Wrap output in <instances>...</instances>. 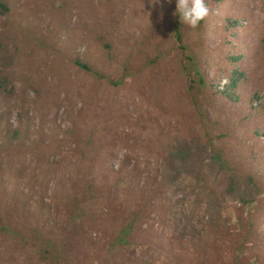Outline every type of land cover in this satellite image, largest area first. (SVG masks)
Instances as JSON below:
<instances>
[{"label": "rangeland", "instance_id": "obj_1", "mask_svg": "<svg viewBox=\"0 0 264 264\" xmlns=\"http://www.w3.org/2000/svg\"><path fill=\"white\" fill-rule=\"evenodd\" d=\"M153 2L0 0V264H264V0Z\"/></svg>", "mask_w": 264, "mask_h": 264}, {"label": "trees", "instance_id": "obj_2", "mask_svg": "<svg viewBox=\"0 0 264 264\" xmlns=\"http://www.w3.org/2000/svg\"><path fill=\"white\" fill-rule=\"evenodd\" d=\"M203 23H204V20L201 21L200 25ZM174 35L176 36L177 42L179 43V45L182 46V48L185 50L186 46L183 43L184 39H183V33H182V28L180 24H177L175 26ZM262 42L264 43V38L262 39ZM2 48L3 47L0 43V50ZM232 59H235V62H238L239 60H241V56L232 57ZM77 63L87 70L90 69L87 64L82 63L79 60L77 61ZM184 69L186 70L187 76L189 77L192 85L195 84L203 88L206 87L208 82L204 74H202L201 66L199 64H196L194 57L187 53H185ZM242 76H245V73L241 71L239 66L236 67V69L233 70L231 74L229 75L228 80L226 84L224 85V87L221 90L219 89L218 91L230 100H237L238 97L234 94V89L238 86ZM9 84H10V79L7 76H5V79L0 78V92L2 91V89H5V91L10 92L11 90L8 89ZM263 227H264V223H263Z\"/></svg>", "mask_w": 264, "mask_h": 264}, {"label": "clouds", "instance_id": "obj_3", "mask_svg": "<svg viewBox=\"0 0 264 264\" xmlns=\"http://www.w3.org/2000/svg\"><path fill=\"white\" fill-rule=\"evenodd\" d=\"M171 4L173 0H166ZM164 0H154L153 6L156 4L163 5ZM176 7L174 15H176L180 22L190 28H197L201 21H203L209 14L210 8L208 0H175Z\"/></svg>", "mask_w": 264, "mask_h": 264}]
</instances>
